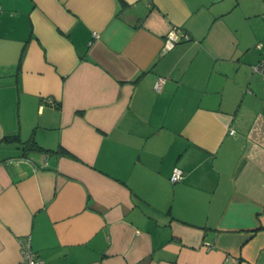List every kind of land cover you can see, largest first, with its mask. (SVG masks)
Instances as JSON below:
<instances>
[{
	"label": "crops",
	"instance_id": "obj_1",
	"mask_svg": "<svg viewBox=\"0 0 264 264\" xmlns=\"http://www.w3.org/2000/svg\"><path fill=\"white\" fill-rule=\"evenodd\" d=\"M258 43L264 0H0V264H264Z\"/></svg>",
	"mask_w": 264,
	"mask_h": 264
},
{
	"label": "built area",
	"instance_id": "obj_2",
	"mask_svg": "<svg viewBox=\"0 0 264 264\" xmlns=\"http://www.w3.org/2000/svg\"><path fill=\"white\" fill-rule=\"evenodd\" d=\"M180 40H189V35L179 31L177 28H172L165 37L163 50L168 51L172 49ZM255 48L264 50V44L258 43L256 44ZM252 71L254 73H257L260 76L262 83H264V55H262L260 61L252 67ZM163 81L164 79L160 78L156 80L154 84V88L156 91L161 90ZM48 103L50 105L54 104L51 99L48 100ZM182 177V170H180L179 168H174L170 176V182L173 184L177 183L182 179ZM19 253L20 261L18 262V264H41V261H39L36 254L31 249L29 237H24L19 240Z\"/></svg>",
	"mask_w": 264,
	"mask_h": 264
},
{
	"label": "trees",
	"instance_id": "obj_3",
	"mask_svg": "<svg viewBox=\"0 0 264 264\" xmlns=\"http://www.w3.org/2000/svg\"><path fill=\"white\" fill-rule=\"evenodd\" d=\"M180 41H186V40H180ZM22 150L24 151L25 155L29 151H34V150L35 151H42V149L40 147H38L34 142L25 144L23 146Z\"/></svg>",
	"mask_w": 264,
	"mask_h": 264
}]
</instances>
